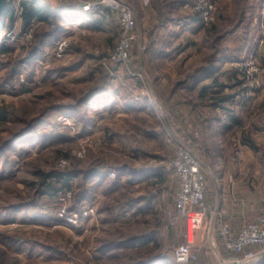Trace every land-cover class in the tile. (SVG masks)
<instances>
[{
  "label": "rangeland",
  "instance_id": "374dc122",
  "mask_svg": "<svg viewBox=\"0 0 264 264\" xmlns=\"http://www.w3.org/2000/svg\"><path fill=\"white\" fill-rule=\"evenodd\" d=\"M21 1L9 0L7 5L9 12L13 10V26L7 15L0 24V108L9 111L6 121L0 122V147L21 135L0 153V216L5 210L42 203L50 183L59 193L56 216L62 207L77 213L79 220L69 229L1 227L0 222V240L8 244L7 250L0 247V264L172 261L176 249L186 243L179 227L168 226L179 189L171 162L177 145H193L197 156L198 147L194 138L183 135L185 116L173 111L180 100L176 105L171 102L175 86L168 82L166 90L164 80L174 76L182 82L189 77L196 82L199 69L217 63L222 71L220 95L208 96L200 105L194 98L195 88L177 94L200 111L221 105L220 110L227 108L228 113L248 112L242 135L253 154L264 159V59L258 53L260 47L264 49V12L258 14L261 0H192L190 15L200 21L202 29L175 42L176 51L181 52L174 67L165 66L166 58L158 56L161 49L173 47L160 25L167 30L174 22L178 8L169 3L175 0H150L149 4L122 0L137 20L124 65L110 60L120 41L117 19L118 32L113 35L56 20L51 26L35 23L24 29ZM85 1L97 6L101 2ZM200 1L215 8L207 25L196 10ZM45 6L55 10L47 1ZM253 21L257 39L249 33ZM58 24L62 25L58 38L29 57L35 37L55 31ZM255 39L258 47L250 50ZM3 45L11 52L4 54ZM107 87L120 95L121 108L144 101L152 108L144 114H104L93 99ZM181 87L185 89L186 84ZM98 172L104 179L88 185L86 176ZM114 172L115 179L110 176ZM51 173L68 174L69 185L57 179L45 183L43 176ZM91 193L93 207L87 200ZM206 205L209 210L207 197ZM89 207L92 217L85 218ZM21 246L22 251L17 250Z\"/></svg>",
  "mask_w": 264,
  "mask_h": 264
},
{
  "label": "crops",
  "instance_id": "0c3cea01",
  "mask_svg": "<svg viewBox=\"0 0 264 264\" xmlns=\"http://www.w3.org/2000/svg\"><path fill=\"white\" fill-rule=\"evenodd\" d=\"M46 1L50 5H55V10H58L61 5H82L84 2V0H39L44 6ZM149 2L150 0H147V4ZM191 3L192 0H175L174 6L178 8V14H176L177 16L175 15L174 20H171L174 22L169 24V29L167 30L164 29L165 26L160 25L162 26L161 31H166L163 34L168 36L169 45L173 44L172 49L166 48L159 51L158 57L166 58L162 61L165 66L174 67L178 63L175 57L181 51H176L178 49L174 47L175 42L178 43L183 38H188L190 33L191 35L198 34L200 32L199 29H202L200 21L190 15L192 12ZM260 3L262 7L260 6L258 14L260 11L264 12V0H261ZM68 18V24L85 31L99 32L104 35H113L118 32V25L114 15L105 11L101 5L91 11L84 10L81 16H69ZM258 18H261V16ZM262 18L264 19V15ZM250 24V37L256 36L255 38L257 39L258 34H254V30L258 27L254 25V21ZM253 27L255 28L254 30ZM256 39L251 42L255 45H250V50L253 47H258ZM263 51V47H260L258 53L262 60L264 59ZM220 73L222 74V71H218L213 76L198 83L189 77L183 81L186 84V90L181 87L183 82L177 80L174 76L168 77V81L164 80L166 90H169L168 85L170 82L175 86L172 89L171 102L174 105L179 102L178 108L173 111L178 110L180 115L185 116V125L187 127L184 129L183 135L194 138L198 147L196 153L203 162L206 197L209 206L208 213L204 216H190L187 219L176 222L175 225L169 224L168 226L172 229L179 227L182 234H184L182 238L184 242L190 244L193 249L199 250V264H221L225 260L240 257L239 255L231 256L226 253L219 237L218 225L221 220L227 222L234 230H239L249 222L256 221L260 215L264 214V159L253 154L252 148L248 146V140L243 137L241 131L245 129L242 128V123L245 119L244 116L246 117L248 112L232 111L228 113L226 111L227 108L220 110L221 105L219 106L220 108L217 107L214 110L202 108L203 111H200L177 94L178 90L186 92L195 88L198 93L194 98L201 105L203 101H206V98L208 99V96L220 95L219 91L220 87H222L220 85ZM180 96L182 95L180 94ZM119 100L120 95L115 90L110 89V87L105 88L102 93L93 99L95 106H98L101 110L100 112H104V114H106L105 111L117 112L120 116L129 112L144 114L152 108L149 101H144L140 105H137V103L133 105L127 104L121 108ZM177 100L180 101L177 102ZM262 133L264 136V130ZM102 179L104 177L99 172L95 175L86 176V181L89 180L88 185L90 186L96 185L93 182L99 183ZM57 192L58 190L47 191L44 196L45 200L43 199L42 203L41 201L36 202L17 211L5 210L0 216V222L3 223L1 227L43 228L49 225V227L53 228H71L66 223L60 225L57 219L56 208L59 196ZM93 198V193L87 196V200H89L88 206L93 207L95 204L91 202ZM45 202L47 203L45 204ZM175 206L176 203L174 202L172 207L175 208ZM3 217L5 220H3ZM0 247L7 250V242L0 240ZM22 249L23 246L17 248L20 251ZM260 250H262L261 257L255 264H264V248ZM162 264H177L175 255L172 261H165Z\"/></svg>",
  "mask_w": 264,
  "mask_h": 264
},
{
  "label": "built area",
  "instance_id": "2783aa9c",
  "mask_svg": "<svg viewBox=\"0 0 264 264\" xmlns=\"http://www.w3.org/2000/svg\"><path fill=\"white\" fill-rule=\"evenodd\" d=\"M100 5L105 11L113 14L119 24L120 41L110 60L124 65L129 59V51L135 40L137 20L134 11L122 0H101ZM96 6L92 1L82 3L86 11H91ZM196 10L201 14L202 24L207 25L213 18L215 8L200 1ZM171 166L179 179V189L175 199V210L169 211L170 224L173 225L176 219L206 215L208 208L203 162L195 154L194 146L177 145ZM110 176L114 179L117 177L115 172ZM68 195L70 196L71 193L69 192ZM61 208L57 211V219L68 225H77L79 220L77 213H68L65 208ZM92 214L93 209L90 207L84 211L85 218L92 217ZM218 230L226 253L240 256L237 259L225 260L221 264H255L259 261L262 251L260 249L264 248V214L239 230H234L227 222L221 220ZM175 260L177 264H199L200 252L194 250L190 244H182L175 251Z\"/></svg>",
  "mask_w": 264,
  "mask_h": 264
},
{
  "label": "trees",
  "instance_id": "16d2710c",
  "mask_svg": "<svg viewBox=\"0 0 264 264\" xmlns=\"http://www.w3.org/2000/svg\"><path fill=\"white\" fill-rule=\"evenodd\" d=\"M174 4V2H170L169 5ZM21 9H22V20H23V28L27 29L28 27L32 26L35 23H41L44 25L51 26L53 21H59V22H68L69 16L71 17H78L83 15L84 13V8L77 4L76 6H67V7H61L58 10H53L50 9L49 7H46L39 3L38 0H22L21 1ZM11 14V15H10ZM10 16V21H11V27L13 26L14 22V14L13 10L8 11V6L6 9V14L5 16ZM170 20V18H168ZM1 28V25H0ZM62 30V25L58 24L57 28L55 31H45L35 37L34 40V45H32V50L30 53L29 57L36 56L45 46V44L51 40V39H57L58 38V33ZM210 33H212L210 31ZM2 52L4 54H8L11 52L9 47H6L3 45L2 47ZM15 68V74H18V70ZM219 70V66L217 63L215 64L214 61H212L211 65L209 67H202L201 69L198 70L197 75L198 77H195L197 81H201L204 78L210 77L211 75L215 74ZM9 115V111L7 108H0V122H5L7 116ZM21 135L16 136L12 138L10 141H7L3 147H0V153L9 149L16 141L17 139L20 138ZM66 173H51V174H45L43 177L45 179V183L49 181L50 179H57L64 181V183L67 185L69 184L70 177ZM46 185V184H45ZM48 192L56 191L57 189L54 188L52 184H47ZM28 205H22L21 207H16L15 210H20ZM131 242H136V241H131ZM155 264V263H153Z\"/></svg>",
  "mask_w": 264,
  "mask_h": 264
},
{
  "label": "water",
  "instance_id": "95a60500",
  "mask_svg": "<svg viewBox=\"0 0 264 264\" xmlns=\"http://www.w3.org/2000/svg\"><path fill=\"white\" fill-rule=\"evenodd\" d=\"M8 2L9 0H0V24L6 14Z\"/></svg>",
  "mask_w": 264,
  "mask_h": 264
}]
</instances>
